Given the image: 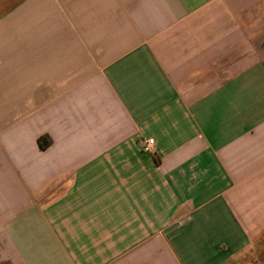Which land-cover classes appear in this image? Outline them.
Instances as JSON below:
<instances>
[{
    "label": "crops",
    "instance_id": "0c3cea01",
    "mask_svg": "<svg viewBox=\"0 0 264 264\" xmlns=\"http://www.w3.org/2000/svg\"><path fill=\"white\" fill-rule=\"evenodd\" d=\"M239 261L264 264V0H0V264Z\"/></svg>",
    "mask_w": 264,
    "mask_h": 264
},
{
    "label": "trees",
    "instance_id": "16d2710c",
    "mask_svg": "<svg viewBox=\"0 0 264 264\" xmlns=\"http://www.w3.org/2000/svg\"><path fill=\"white\" fill-rule=\"evenodd\" d=\"M38 142L42 149H46L51 144L52 140L49 137H41Z\"/></svg>",
    "mask_w": 264,
    "mask_h": 264
},
{
    "label": "rangeland",
    "instance_id": "374dc122",
    "mask_svg": "<svg viewBox=\"0 0 264 264\" xmlns=\"http://www.w3.org/2000/svg\"><path fill=\"white\" fill-rule=\"evenodd\" d=\"M255 247H257V246H255ZM256 258H258V259H260V254L259 253H257V255H253L252 253L250 254V253H248L245 257H244V261L246 262V261H251L252 259L253 260H256ZM244 262V263H245ZM239 264H240V261H239Z\"/></svg>",
    "mask_w": 264,
    "mask_h": 264
},
{
    "label": "built area",
    "instance_id": "2783aa9c",
    "mask_svg": "<svg viewBox=\"0 0 264 264\" xmlns=\"http://www.w3.org/2000/svg\"><path fill=\"white\" fill-rule=\"evenodd\" d=\"M153 144H154V140H149V141L147 142V145L145 146V150H147V151H152V146H153Z\"/></svg>",
    "mask_w": 264,
    "mask_h": 264
}]
</instances>
